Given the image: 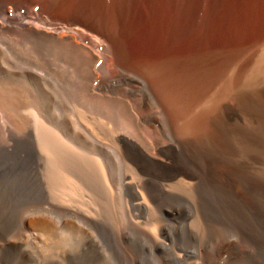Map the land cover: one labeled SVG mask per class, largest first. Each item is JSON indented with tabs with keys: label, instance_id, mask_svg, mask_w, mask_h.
Instances as JSON below:
<instances>
[{
	"label": "rangeland",
	"instance_id": "1",
	"mask_svg": "<svg viewBox=\"0 0 264 264\" xmlns=\"http://www.w3.org/2000/svg\"><path fill=\"white\" fill-rule=\"evenodd\" d=\"M102 1L119 62L92 36L78 41L96 52L90 61L22 33V18L51 15L36 2L0 0L3 257L264 264V0H174L169 25L180 35L165 50L130 39L121 6ZM142 66L190 104L191 127L174 119ZM40 219L58 229L57 250L34 246L43 237L29 223Z\"/></svg>",
	"mask_w": 264,
	"mask_h": 264
},
{
	"label": "bare ground",
	"instance_id": "2",
	"mask_svg": "<svg viewBox=\"0 0 264 264\" xmlns=\"http://www.w3.org/2000/svg\"><path fill=\"white\" fill-rule=\"evenodd\" d=\"M101 1L22 0V3L36 2L42 10L50 14L52 17L51 21L48 23H39L34 19L22 18V33L41 36L65 50H76L90 61L97 59L96 52L91 48H88L87 45L86 47L83 44H80L78 41H85L88 36H92V39L94 40H102L105 42H103L105 45H102L103 47L105 46V51L107 53L114 56V61L112 60L113 63L119 62L122 60L123 55L120 53L119 47L111 36V34H113V28L106 21L107 18L105 19L101 13L103 12L101 9L102 5H100ZM110 1L116 4L118 3L121 6V14H124L126 21L125 27L130 39L131 37L136 40L141 38L156 39L161 43L162 48L165 50L170 38L176 39L180 35L178 29L170 30L169 25V22L176 18L175 14L174 17L170 15V5L174 0H109L106 1V4ZM178 17L180 16L178 15ZM177 21L179 23L180 18H178ZM83 22L86 24V29L81 27ZM94 24L102 25L103 28H97ZM171 26L173 25L171 24ZM87 32H89V34ZM142 69L147 74L151 83L154 84L158 90V94L163 104L171 113H173L175 117L174 119L183 127H191L195 120H193V117L187 115V106H190V104H184L183 101L170 93L167 84L160 79L155 68L152 66H142ZM2 94L4 95V93ZM29 227L43 237V239L38 240L34 246L42 244L45 245L48 250H57L63 242V239L58 233L59 231L57 232L58 229H56L54 224L49 221L43 219L34 220L29 223ZM0 264H9L3 257V250H0Z\"/></svg>",
	"mask_w": 264,
	"mask_h": 264
}]
</instances>
